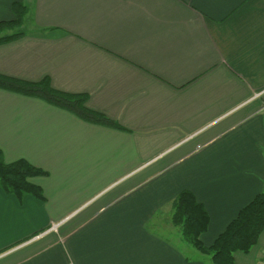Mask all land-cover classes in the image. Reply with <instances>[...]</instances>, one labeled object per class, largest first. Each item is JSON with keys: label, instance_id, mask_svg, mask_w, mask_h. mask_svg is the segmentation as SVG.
Returning a JSON list of instances; mask_svg holds the SVG:
<instances>
[{"label": "crops", "instance_id": "obj_1", "mask_svg": "<svg viewBox=\"0 0 264 264\" xmlns=\"http://www.w3.org/2000/svg\"><path fill=\"white\" fill-rule=\"evenodd\" d=\"M28 7L0 74L48 78L116 130L0 89V150L47 172L0 187V264H212L172 222L191 191L213 243L264 192V0H0ZM236 264L264 262V231Z\"/></svg>", "mask_w": 264, "mask_h": 264}, {"label": "trees", "instance_id": "obj_2", "mask_svg": "<svg viewBox=\"0 0 264 264\" xmlns=\"http://www.w3.org/2000/svg\"><path fill=\"white\" fill-rule=\"evenodd\" d=\"M23 5L20 2L13 3L14 15L17 9ZM24 11L26 12V10ZM21 23V19L19 22L1 21L0 28H7L14 24L21 25ZM16 33L18 34L0 37V43L26 34L25 31ZM0 89L42 99L92 124L116 130L124 129L117 121L90 109L86 105L87 94L56 90L50 85L48 78L34 82L0 74ZM46 174V171L32 166L24 159L5 163L0 150V187L6 192L17 197L28 193L43 200L41 187L31 183L30 179ZM172 207V222L181 229L182 237L200 252L210 254L212 264H236L233 257L234 252L247 253L256 244L261 232L264 231V192L256 194L250 202L243 206L210 245L204 244L200 239V236L208 229L209 215L194 194L189 190H182L175 197Z\"/></svg>", "mask_w": 264, "mask_h": 264}, {"label": "rangeland", "instance_id": "obj_3", "mask_svg": "<svg viewBox=\"0 0 264 264\" xmlns=\"http://www.w3.org/2000/svg\"><path fill=\"white\" fill-rule=\"evenodd\" d=\"M23 6H24V8H22ZM23 6H20L17 9V11L15 13V16H14V19H12L15 22H19V20L21 19L22 20L21 25L14 24V26H10V27H7V28L6 27L4 28V27L1 26L2 28H0V37L7 36V35L18 34L16 32H19V31H23V32L25 31L26 33H28L27 32V31H29L28 29L31 28L30 25H29V23H30V15L28 14V7L25 6V5H23ZM24 10H26L27 13ZM14 39H17V38L14 37V38L10 39L9 41H12ZM6 42H8V41H6Z\"/></svg>", "mask_w": 264, "mask_h": 264}, {"label": "built area", "instance_id": "obj_4", "mask_svg": "<svg viewBox=\"0 0 264 264\" xmlns=\"http://www.w3.org/2000/svg\"><path fill=\"white\" fill-rule=\"evenodd\" d=\"M258 264H264V262H260V263H258Z\"/></svg>", "mask_w": 264, "mask_h": 264}]
</instances>
